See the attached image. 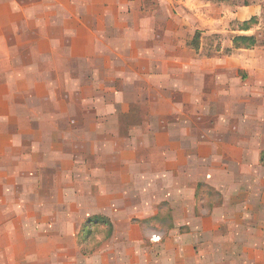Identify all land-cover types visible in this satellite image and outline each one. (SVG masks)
Masks as SVG:
<instances>
[{"label": "rangeland", "instance_id": "rangeland-1", "mask_svg": "<svg viewBox=\"0 0 264 264\" xmlns=\"http://www.w3.org/2000/svg\"><path fill=\"white\" fill-rule=\"evenodd\" d=\"M191 7L133 4L130 20L98 22L102 47L90 53L66 52L72 37L54 41L63 47L54 53L32 24L0 38V66L19 63L0 68V264H57L64 254L89 264L82 255L106 249L111 264H161L176 250L179 264H264V16L252 24L250 68L226 70L237 88L227 97L205 80L214 73L194 82L170 64L178 54L197 63L230 37L202 39ZM145 13L160 18L144 23ZM237 131L256 146L232 149ZM96 215L114 227L98 225L82 243Z\"/></svg>", "mask_w": 264, "mask_h": 264}, {"label": "crops", "instance_id": "crops-1", "mask_svg": "<svg viewBox=\"0 0 264 264\" xmlns=\"http://www.w3.org/2000/svg\"><path fill=\"white\" fill-rule=\"evenodd\" d=\"M192 1H194L195 5V8L191 7L190 9L192 15L197 16L203 23H205L203 26H198V29L202 30V39L204 36L208 37L214 34L220 35L221 39L225 38L227 34H230V37L223 40V46L220 51L216 50V52L212 53L211 56L205 57L197 63L192 62L191 64V62H187L183 64L179 61L174 60V58L179 59L178 54L175 55V57L171 56L172 60H170V64L175 69L181 68L183 71H186L189 76L192 75L191 78L194 82L196 76H201V79H203L206 74L208 75L209 73H214V75L210 77L207 76L205 80H215L216 84H224L222 93H225L227 97H232L233 95H235V91L237 90V88L235 89L234 87H232V83H230L229 79H227V68L230 71H234L236 73L240 68H250L251 62H253V60L247 58L246 53L248 50H253H250L251 48L249 47H235L234 38L236 36H253L256 40V43L258 41L256 35L254 34L252 26H250L249 29H243L242 27H240L239 29H232L230 28V25L234 20L242 21L241 23H243L245 21L251 20L252 18H255L256 21L260 18H263L264 0H251L250 5L245 2L243 6H237L236 0ZM133 4H137L138 6H140V8L142 6H144L145 8L146 6L156 7L162 4V0H159V2L157 0H0V38H18L22 35H28L30 32V25L32 24V27L34 28L32 37H44L45 39H48V44L50 45L52 52L58 53L60 52L59 49L63 48L61 44H56L54 41L58 40L59 38L61 39L60 41H63L62 39L64 38L72 37L77 40L72 41L73 44L70 46H67V44L66 46L63 45L68 49L66 50V52H69L71 54L90 53L92 47H97V49L102 47L99 45V33L94 32V29H96V26H98V22L103 20L107 22H111L112 20L126 21L125 16L128 18V20H130L131 13L129 11ZM235 7L238 12H236ZM243 8L250 9L249 15L245 19L239 16V13L241 9L243 10ZM157 18H160L157 13H145L142 20L145 23L151 21L152 19L156 20ZM87 22L92 23L90 24L91 27L88 24L87 26L83 25V23ZM222 22H226L227 29L220 28V23ZM67 24L71 25L67 26ZM49 31L50 33L47 34ZM198 34L200 33H196L193 40H198ZM176 39L177 47L178 38L176 37ZM195 45H197V43ZM194 48L199 51L202 50L199 43L198 46H194ZM224 48L231 49L233 52L232 56L228 59H220L218 57V54H220ZM18 64L19 63L17 61L11 59L5 66L10 69H16ZM260 65H262L261 62ZM5 66H0V68L5 69ZM262 71L264 70L262 69ZM228 108H230V105L228 106ZM236 128H238V126ZM238 133V131L235 132L236 145L231 146L232 149H234L233 147H235L234 150L236 152L239 151L240 154L250 148H253V146H256L253 143L254 138L252 137L250 142L243 140L239 141ZM231 159L238 160L239 155L231 157ZM236 162H231V166L235 165ZM227 171L231 173L230 169H227ZM93 181L99 182L100 180L95 179ZM159 212L160 211L157 210L156 214L154 215L159 214ZM106 216L108 218L109 215ZM174 224L175 226H179L178 224L176 225L175 222ZM104 226L106 227L107 225ZM113 227L114 225L112 223V228ZM111 238V233L107 231L106 238L102 241V245L112 241ZM175 247L178 248V245L175 244ZM193 247H195V245ZM111 254V251L106 249L100 251V259L97 258V256L93 255L91 256L92 258L84 255L82 256L86 260V262H89V264H111ZM171 254L172 257H170V261L166 262L160 259L161 264H179V251L176 250ZM194 257L195 256L193 255V259ZM70 258L71 257L68 258L65 254L62 257L61 255H57L54 262L57 264H66V262H68V259L70 260ZM94 259L98 261L96 262V260L94 261ZM200 261L201 258L199 262ZM69 264H72V260L69 262ZM151 264H154V262H152Z\"/></svg>", "mask_w": 264, "mask_h": 264}, {"label": "trees", "instance_id": "trees-1", "mask_svg": "<svg viewBox=\"0 0 264 264\" xmlns=\"http://www.w3.org/2000/svg\"><path fill=\"white\" fill-rule=\"evenodd\" d=\"M253 22H255V18H252L249 21H245L241 23V27L243 29H249L252 26ZM256 44V40L253 36H236L234 38V45L235 47H250ZM98 225H107L110 229H112V223L110 220L105 216L96 215L87 219L85 222L82 230H81V242H85L92 234L93 228L97 227Z\"/></svg>", "mask_w": 264, "mask_h": 264}]
</instances>
